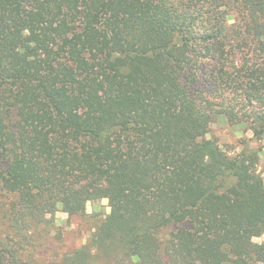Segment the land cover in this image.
<instances>
[{
    "label": "trees",
    "instance_id": "trees-1",
    "mask_svg": "<svg viewBox=\"0 0 264 264\" xmlns=\"http://www.w3.org/2000/svg\"><path fill=\"white\" fill-rule=\"evenodd\" d=\"M219 121L264 142V0H0V264L99 200L59 264H264V146Z\"/></svg>",
    "mask_w": 264,
    "mask_h": 264
},
{
    "label": "rangeland",
    "instance_id": "rangeland-1",
    "mask_svg": "<svg viewBox=\"0 0 264 264\" xmlns=\"http://www.w3.org/2000/svg\"><path fill=\"white\" fill-rule=\"evenodd\" d=\"M251 132L245 127L231 126L223 121L210 126L207 139L215 140L222 149L227 152L239 151L240 141L250 140ZM254 148L264 146V142L250 140ZM258 172L264 179V149L260 151ZM106 200L90 202L86 205L85 214L82 216L68 217L61 210L53 216L47 217L44 223L31 236V245L28 250L35 257L36 264H59L64 256L78 250L85 245L90 234L98 226L100 221L109 213ZM170 229L163 231L162 236H166ZM264 241V235L255 239V242ZM87 264H103V261L94 259Z\"/></svg>",
    "mask_w": 264,
    "mask_h": 264
}]
</instances>
